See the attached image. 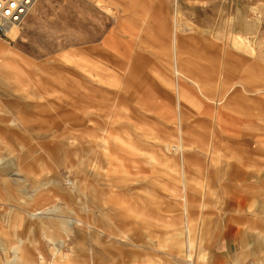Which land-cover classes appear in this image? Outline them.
<instances>
[{
    "label": "rangeland",
    "instance_id": "374dc122",
    "mask_svg": "<svg viewBox=\"0 0 264 264\" xmlns=\"http://www.w3.org/2000/svg\"><path fill=\"white\" fill-rule=\"evenodd\" d=\"M104 1L0 38V238L34 227L31 264H187L188 237L264 262V0ZM53 210L54 246L29 221Z\"/></svg>",
    "mask_w": 264,
    "mask_h": 264
},
{
    "label": "crops",
    "instance_id": "0c3cea01",
    "mask_svg": "<svg viewBox=\"0 0 264 264\" xmlns=\"http://www.w3.org/2000/svg\"><path fill=\"white\" fill-rule=\"evenodd\" d=\"M176 45H177V43H176V41H174L173 46L176 47ZM255 51H256V49H255ZM248 57H250L252 60H256L257 52H256L255 59H253L251 56H248ZM197 84L199 85V89L202 92L203 86L200 85V83L198 81H197ZM178 92H179L178 97L180 100V89L178 90ZM183 188H184L183 189L184 204L186 206V203H187V205L189 207V201H188V197H187V193H186V186H184ZM185 200H186V203H185ZM53 213H54V210L49 211L47 213L40 212V214L37 213V214L31 215L29 217V221H30V224L34 223L35 225H40V229L38 231V233H40L42 236L40 238H43V239L46 238L47 241L50 242L51 244H53V246H54L55 244H57V243L61 244V242H62L61 230H64V234L66 235L65 237H67L68 235H70L72 233V227L68 223L65 224L64 226H62V219L59 218L57 220V218H55V216L52 215ZM54 225L56 228H51ZM18 227H19V225H18ZM46 227H47V229H46ZM29 228H30L31 235L32 236L36 235V233L34 231L35 228L32 226H30ZM186 234L188 237V226L186 229ZM31 237H29L27 240L29 242V245L30 244L39 245L40 240H37L38 236L32 237V238ZM27 241L20 238V239H18V241L16 243H8V242H6V240L4 238L1 237L0 238V251L5 252L6 254L11 253V257H8L4 264H31V258L29 255L30 252H28V249L25 246V243H27ZM189 241H190V238L188 237V239L185 240V242H183V243H189ZM54 256H55V254H54ZM94 261H95V259H94ZM258 263L264 264V262H262V261H258ZM0 264H2V263L0 262ZM40 264H46L45 262H43L42 257H41Z\"/></svg>",
    "mask_w": 264,
    "mask_h": 264
},
{
    "label": "built area",
    "instance_id": "2783aa9c",
    "mask_svg": "<svg viewBox=\"0 0 264 264\" xmlns=\"http://www.w3.org/2000/svg\"><path fill=\"white\" fill-rule=\"evenodd\" d=\"M39 0H0V38L7 39L8 32L20 27ZM238 264H259L249 260Z\"/></svg>",
    "mask_w": 264,
    "mask_h": 264
},
{
    "label": "bare ground",
    "instance_id": "6f19581e",
    "mask_svg": "<svg viewBox=\"0 0 264 264\" xmlns=\"http://www.w3.org/2000/svg\"><path fill=\"white\" fill-rule=\"evenodd\" d=\"M39 2V1H38ZM95 2H96V4L102 9V11H104L105 13H108L109 12V7L108 6H106L107 5V3H106V1H104V0H95ZM36 6V5H35ZM35 8V7H34ZM34 8L31 10V12L32 11H34ZM100 9V10H101ZM18 28H20V27H14V28H12L11 30H9V32H8V36L9 37H11V38H13L16 34H17V30L16 29H18ZM177 34L178 33H176V34H174V41H176V43H177ZM176 55H177V57H178V54L176 53ZM92 69V68H91ZM178 72V71H177ZM98 75H100V73H98ZM15 121H13L12 123H14ZM187 209V208H186ZM40 214V213H39ZM44 214V213H43ZM190 229H189V226H188V236H189V233H190V231H189ZM182 247V246H181ZM181 249V248H180ZM190 251H191V242L189 241V243H187V256H186V258H187V260H186V263L187 264H197L196 262H195V260L191 257V254H190Z\"/></svg>",
    "mask_w": 264,
    "mask_h": 264
}]
</instances>
